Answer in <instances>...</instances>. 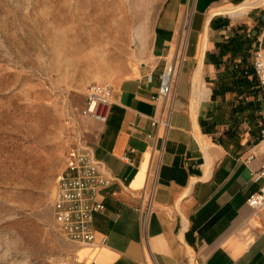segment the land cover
<instances>
[{"label":"crops","instance_id":"crops-1","mask_svg":"<svg viewBox=\"0 0 264 264\" xmlns=\"http://www.w3.org/2000/svg\"><path fill=\"white\" fill-rule=\"evenodd\" d=\"M248 1L168 0L154 32L157 61L113 84L109 120L94 122L92 140L116 177L95 219L98 243L104 235L107 242L78 246L82 264H264V211L248 203L257 188L252 174L263 162L262 123L233 85L244 26L227 12ZM252 2L248 13L256 17L264 0ZM171 59H180L179 81L163 142L151 116L160 109L154 97ZM161 146L155 206L146 218L138 208Z\"/></svg>","mask_w":264,"mask_h":264},{"label":"rangeland","instance_id":"rangeland-1","mask_svg":"<svg viewBox=\"0 0 264 264\" xmlns=\"http://www.w3.org/2000/svg\"><path fill=\"white\" fill-rule=\"evenodd\" d=\"M167 1L0 0V264H82L55 222L57 177L67 151L92 146L97 133L84 115L90 86H113L157 61ZM251 6L229 13L244 26L246 68L264 48V8L253 17ZM241 95L263 125L264 89Z\"/></svg>","mask_w":264,"mask_h":264},{"label":"built area","instance_id":"built-area-1","mask_svg":"<svg viewBox=\"0 0 264 264\" xmlns=\"http://www.w3.org/2000/svg\"><path fill=\"white\" fill-rule=\"evenodd\" d=\"M253 73L264 89V48L255 51ZM180 59L171 62L160 74V86L154 100L159 111L151 116V123L161 129L163 142L172 124L173 101L179 81ZM115 89L108 84H93L89 88V102L84 115L100 123H107L114 104ZM264 142V123L261 127ZM147 181L142 190L139 210L148 218L155 206L163 147L153 150ZM124 160H130L125 154ZM254 159V154L247 161ZM92 146L84 142L72 146L65 155V165L57 177V190L52 203L53 215L60 233L78 246L97 247L107 242L96 239V215L106 209L104 190L115 181ZM257 188L249 195L248 203L254 210L264 211V156L261 169L252 174Z\"/></svg>","mask_w":264,"mask_h":264},{"label":"trees","instance_id":"trees-1","mask_svg":"<svg viewBox=\"0 0 264 264\" xmlns=\"http://www.w3.org/2000/svg\"><path fill=\"white\" fill-rule=\"evenodd\" d=\"M232 49L237 50V45L232 46ZM242 62L245 63V60H242ZM242 62L237 63L234 67L235 80L233 85L238 89L239 95L245 94V96H249L253 94L256 96L260 86L256 76L253 73V68H246ZM246 105H253V101H250L248 104L246 103ZM241 108V106H238L239 110H242Z\"/></svg>","mask_w":264,"mask_h":264},{"label":"bare ground","instance_id":"bare-ground-1","mask_svg":"<svg viewBox=\"0 0 264 264\" xmlns=\"http://www.w3.org/2000/svg\"><path fill=\"white\" fill-rule=\"evenodd\" d=\"M253 0H250V1H248V2H245L244 4H241L240 6H236V7H234V8H231L230 10H228L227 12L228 13H230V14H232V15H234V14H240V13H242L243 11H245V8H247V7H249V6H251V5H253V2H252ZM235 6V5H234ZM217 12V11H216ZM215 12V13H216ZM219 12V11H218ZM222 12V11H221ZM189 19H190V17H189ZM185 23H186V18H185ZM185 39V38H184ZM183 47V46H182ZM178 50V49H177ZM201 84V83H200ZM197 86H199V85H197ZM198 88V87H197ZM201 88V87H200ZM202 89V88H201ZM205 89V88H204ZM196 92H197V89H196ZM199 92V91H198ZM198 95V94H197ZM196 95V96H197ZM201 96V95H200Z\"/></svg>","mask_w":264,"mask_h":264}]
</instances>
